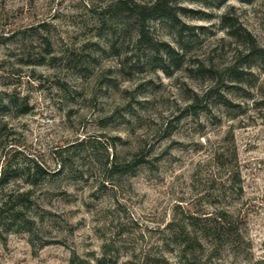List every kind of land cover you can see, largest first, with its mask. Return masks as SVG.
Returning <instances> with one entry per match:
<instances>
[{"label":"rangeland","instance_id":"obj_1","mask_svg":"<svg viewBox=\"0 0 264 264\" xmlns=\"http://www.w3.org/2000/svg\"><path fill=\"white\" fill-rule=\"evenodd\" d=\"M120 1L0 0V264H179L168 224L221 210L247 244L213 264L263 258L264 55L222 16L264 48V0H173L151 43Z\"/></svg>","mask_w":264,"mask_h":264},{"label":"trees","instance_id":"obj_2","mask_svg":"<svg viewBox=\"0 0 264 264\" xmlns=\"http://www.w3.org/2000/svg\"><path fill=\"white\" fill-rule=\"evenodd\" d=\"M240 1L249 2L250 0ZM114 8L127 13L136 22L138 40H146L148 43H151L149 42L150 38L147 36L148 22L158 18L172 24H180L179 13L185 15L188 11L173 0H153L151 4H138L134 0H121L118 4H115ZM222 22L227 25L226 27L230 37L247 45V51L252 57H261L264 55V48H261L257 44L253 35L249 31L244 30L236 22H233L227 13L223 14ZM182 32L181 29L179 32L180 35ZM152 47H155L157 52L161 48L167 59H174L176 52L170 45L159 42L153 43ZM157 58L158 56L156 55L155 59L159 61ZM159 67L164 69V66L161 64H159ZM232 75L236 79H240L241 73L237 68H233ZM195 104H198V101ZM195 104L192 106L194 109L197 107ZM144 163L143 160L136 161V165H142ZM131 167L132 165L130 164L119 165L117 160L108 159L107 169L113 175L121 170H130L132 169ZM32 170L34 175L43 172L38 164H34ZM10 176L11 169H9V166L4 167L1 172L0 187L8 183ZM26 194L24 193L23 196H27ZM9 198L12 199L11 197ZM21 214L22 212L17 211L13 215V218L15 219L16 217L17 220ZM188 221L189 224L179 226L176 229H174L175 222L168 224L172 236H174L175 241L178 243L177 257L179 264H213V260L224 245L229 244L239 249L247 244L245 234L241 230L243 220H241L239 215L236 216L227 210H221L215 215L205 217L189 215ZM245 264H264V256L259 260Z\"/></svg>","mask_w":264,"mask_h":264}]
</instances>
